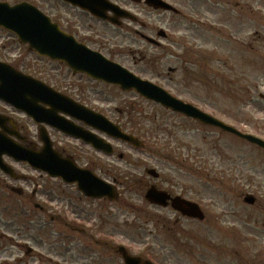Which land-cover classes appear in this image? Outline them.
<instances>
[{
    "label": "rangeland",
    "instance_id": "1",
    "mask_svg": "<svg viewBox=\"0 0 264 264\" xmlns=\"http://www.w3.org/2000/svg\"><path fill=\"white\" fill-rule=\"evenodd\" d=\"M168 2L181 15L168 30L172 42L167 49L106 55L178 99L264 139V0ZM0 60L104 114L145 144L136 149L107 137L114 154L95 153L87 166L116 185L115 200H87L75 186L4 157L19 175L12 180L0 172V217L12 225V242L4 240L12 254L7 264H17V257L23 258L20 264L26 258L28 264H124L118 246L153 264H264L263 149L168 111L134 91L72 74L63 64L28 51L3 30ZM0 111L35 136L36 125L27 117L2 103ZM151 168L159 178L146 174ZM110 172H117L119 179L108 176ZM152 183L196 201L206 220L182 219L172 209L147 204L143 194ZM10 186L19 187L23 195L11 193ZM248 194L255 197V205L242 201ZM25 200L42 202L59 220L48 223L30 213L33 206ZM15 236L21 239L17 244L33 248L31 255L23 257L9 244Z\"/></svg>",
    "mask_w": 264,
    "mask_h": 264
},
{
    "label": "water",
    "instance_id": "2",
    "mask_svg": "<svg viewBox=\"0 0 264 264\" xmlns=\"http://www.w3.org/2000/svg\"><path fill=\"white\" fill-rule=\"evenodd\" d=\"M150 5L162 8L170 7L169 4L163 3L160 0H151ZM0 25L18 34L20 41L29 43L30 48L37 53L46 55L59 62H66L73 72H85L93 79L96 78L104 82L119 84L125 91L134 89L145 98L160 102L166 108L182 112L187 117H192L201 123L215 125L242 139H247L264 149V141L262 139L255 138L250 134L241 133L239 130L228 126L225 122L200 111L193 105L176 99L170 93L159 86L157 87L150 81L141 80L119 65L113 64L105 58L103 59L95 52L88 51L83 45L74 41L72 37L59 31L57 26L52 24L46 16L28 4H19L15 7L0 5ZM0 98L13 107L23 110L29 117H33L35 121L45 122L71 135L79 136L96 149H102L106 153L112 152L111 145L105 143L97 135L79 132L77 128L70 130L71 128L67 125L66 121L61 119V116H58V112L75 116L124 142L131 143L137 147L143 145L135 136L125 134L118 125L112 124L101 114L82 111L81 107L71 105L69 100H66L61 95H55L53 90L47 86L37 84L36 81L31 80L29 77L26 78L21 73L16 72L10 65L2 62H0ZM40 104L48 106V108H44ZM5 122L11 123L9 119L0 117V125L3 126ZM9 134L16 135V131L12 130ZM44 135L41 134L40 137L45 141L44 147L40 151L25 148L12 139L0 136V170L12 177L14 176V171L1 159L2 155L6 154L14 160L26 161L33 168L46 171L53 177L59 176L66 183H76L77 189H80L85 195H91L96 198L107 196L108 199L116 197L115 188L111 184H107L104 180L97 178L89 170L75 167L71 160L59 158L57 153L50 148L49 138ZM147 173L150 176L158 177L154 169L147 170ZM12 191L21 193L16 188L12 189ZM145 197L151 203L154 202L161 206L166 205L167 199L170 198L164 191H158L154 186L147 191ZM244 201L252 203L253 197L248 195ZM171 206L182 211L184 215L203 217L196 204L184 201L179 197L172 199ZM119 252H121L126 264H152L146 260L140 261L138 257L132 258L122 249H119Z\"/></svg>",
    "mask_w": 264,
    "mask_h": 264
},
{
    "label": "flooded vegetation",
    "instance_id": "3",
    "mask_svg": "<svg viewBox=\"0 0 264 264\" xmlns=\"http://www.w3.org/2000/svg\"><path fill=\"white\" fill-rule=\"evenodd\" d=\"M0 2H6L12 6L26 2L33 4L49 16L59 29L71 34L76 41L104 54L124 49L144 50L145 52L149 47L165 48L172 42L168 30L174 29L172 26L174 17L179 16L169 10L153 8L146 3V0H72L73 3L65 0H0ZM71 10L79 15L78 19L74 13L72 15ZM141 53L139 52L140 56L147 57ZM75 122L82 125L80 122ZM84 127L90 129L88 125ZM48 130L58 134V138L51 134L50 136L54 138L53 148H56L62 156L70 157L77 163H83L85 167L95 161L94 150L91 146L62 134L54 128H48ZM70 141H73L74 145H71ZM168 193L171 196L175 195L170 190ZM34 207L38 213L47 214V209L43 204L36 202ZM177 215L182 219H189L182 217L179 213ZM50 216L54 218L51 213ZM8 222L9 220L5 221L0 217V264H7L9 256L12 255L7 253V248L4 246V240L10 238L12 242V237L8 236L12 233V225H8ZM15 238L14 243L10 245L18 251L21 250L23 257L33 253L31 247H25L21 243L17 245L18 240L21 241V239L16 236ZM28 261L29 259L26 258L24 264H28ZM16 262L17 264L23 263V258L17 257Z\"/></svg>",
    "mask_w": 264,
    "mask_h": 264
},
{
    "label": "trees",
    "instance_id": "4",
    "mask_svg": "<svg viewBox=\"0 0 264 264\" xmlns=\"http://www.w3.org/2000/svg\"><path fill=\"white\" fill-rule=\"evenodd\" d=\"M112 175H114L113 177H115L117 180L119 179V178H117V175H119L117 172L115 174H112Z\"/></svg>",
    "mask_w": 264,
    "mask_h": 264
}]
</instances>
